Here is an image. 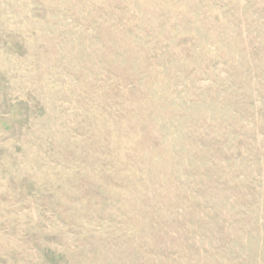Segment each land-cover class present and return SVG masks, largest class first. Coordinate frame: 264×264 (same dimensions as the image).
<instances>
[{
  "label": "rangeland",
  "instance_id": "obj_1",
  "mask_svg": "<svg viewBox=\"0 0 264 264\" xmlns=\"http://www.w3.org/2000/svg\"><path fill=\"white\" fill-rule=\"evenodd\" d=\"M0 264H264V0H0Z\"/></svg>",
  "mask_w": 264,
  "mask_h": 264
}]
</instances>
